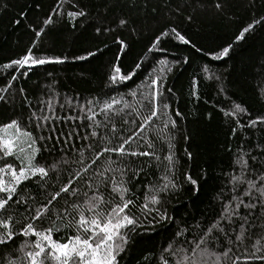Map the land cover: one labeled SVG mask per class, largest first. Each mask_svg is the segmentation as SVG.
I'll list each match as a JSON object with an SVG mask.
<instances>
[{
  "label": "snow or ice",
  "instance_id": "obj_1",
  "mask_svg": "<svg viewBox=\"0 0 264 264\" xmlns=\"http://www.w3.org/2000/svg\"><path fill=\"white\" fill-rule=\"evenodd\" d=\"M65 2L57 0L40 29L33 28L37 39L48 26L65 17L73 28L79 18L87 19L88 13L82 8L65 13ZM129 3L136 6V0ZM214 6L217 11L222 9L219 2ZM128 23L126 18L119 20L120 27ZM257 25L264 26V16L243 27L233 43L212 54V60L228 57L234 44L252 34ZM96 31L99 34L100 29ZM166 39L184 45L192 43L172 27L157 35L148 51L163 50ZM116 42L120 45L119 59L128 45L123 40ZM34 47L35 43L20 58L5 63L3 70L23 69L21 76H25L38 66L65 63L64 58L34 55ZM96 55L89 51L76 59L84 61ZM160 64L159 71L142 84V90L131 93L135 103L105 93L108 99L93 98L74 104L68 97L60 102L57 94H51L34 106L25 96L30 112L24 123L17 117L0 124V264H121L137 237L155 230L157 225L174 223L167 205L183 190L184 183L177 178L178 159L174 152L178 125L164 95L165 73L172 68L167 61L161 60ZM135 67L139 69L141 63ZM203 72L208 74L210 69L205 66ZM9 75L13 82L18 79L14 73ZM135 75L134 71L123 73L121 66L114 64L107 77L109 87L119 88ZM4 85L0 87V102L7 104L12 83L5 80ZM197 87L198 82L193 81L192 88ZM19 91L23 96L25 90ZM193 94L199 99L198 93ZM57 104L70 114H58ZM224 115L235 123L231 128L233 137L238 129L243 132L245 128L264 125V116L241 123L240 116L248 112L239 103ZM175 116L182 114L176 111ZM63 125L70 130L64 131ZM77 140L83 143L78 145ZM255 148L259 151L254 154L245 151L242 144L234 154V167L225 185L228 190L222 187L216 196L220 201L217 215L203 227L197 224L194 229L177 228L161 248L155 264L264 261V146L257 144ZM185 154L191 158L190 153ZM149 170L158 179L148 178ZM183 179L190 191L198 192L200 180L190 174ZM200 179H207L206 170ZM26 182L43 190L45 199L27 193L30 184ZM14 224L21 225L18 231ZM234 248L243 249L242 255L230 256Z\"/></svg>",
  "mask_w": 264,
  "mask_h": 264
},
{
  "label": "trees",
  "instance_id": "obj_2",
  "mask_svg": "<svg viewBox=\"0 0 264 264\" xmlns=\"http://www.w3.org/2000/svg\"><path fill=\"white\" fill-rule=\"evenodd\" d=\"M217 2L222 4L220 11L214 6ZM56 4L57 0H0V87L5 86V80L12 83L9 103L0 102V124L17 117L24 123L30 112L25 106V96L34 106L39 99L46 100L51 94H57L60 102L68 97L74 104L93 98L108 99L105 93L135 103L131 93L142 90L149 75L161 68L160 61H167L172 71L165 73L164 95L170 105L168 111L178 125L174 152L178 159L177 178L184 187L167 205V213L174 223L157 225L155 230L137 237L121 262L155 264L161 248L177 228L194 229L197 224L203 227L220 211L216 196L222 187L225 192L228 190L225 187L228 173L234 167V154L241 145L254 154L259 151L255 145L264 146V125L245 128L243 132L238 129L233 137L231 128L235 123L224 115L239 103L248 112L240 116L241 123L264 116V94L261 93L264 88V26L257 25L252 34L234 44L228 57L211 58L223 46L233 43L243 27L264 16V0H146V5L145 0H136L135 7L129 0H66L62 5L65 13L82 8L88 13L87 19L79 18L73 28L65 17L64 21L48 26L37 39L33 28L40 29L43 19ZM121 18L129 20L124 27L119 26ZM172 27L192 43L184 45L178 40L166 39L163 50L149 52L154 38ZM118 39L128 45L119 59ZM34 43V55L64 58L65 63L38 66L25 76H21L23 69L3 70L5 63L20 58ZM89 51L97 55L84 61L76 59ZM138 62L141 63L139 69L135 67ZM114 64H119L123 73L134 71L136 75L119 88H110L107 77ZM205 66L210 69L208 74L203 72ZM9 73H14L18 79L11 81ZM209 75L213 78L207 79ZM215 76L220 79L216 80ZM193 81L198 82L195 89ZM20 88L25 90L23 96ZM168 88L172 89L171 93L167 92ZM176 111L182 116H175ZM57 113L70 114L67 110L61 111L59 104ZM62 127L64 131L70 130L67 125ZM76 143L83 142L77 140ZM186 152L191 154L190 159ZM205 170L207 179L201 180ZM185 174L200 180L198 192L189 190L190 186L183 179ZM148 178L156 180L158 175L153 176L149 170ZM26 183L30 184L27 193L45 199L43 190H38L35 183ZM20 226L14 224V230L18 231ZM188 239L192 240V235ZM243 251L234 248L230 256L242 255ZM253 264H264V261L255 260Z\"/></svg>",
  "mask_w": 264,
  "mask_h": 264
}]
</instances>
